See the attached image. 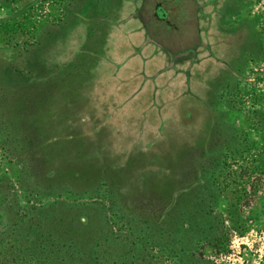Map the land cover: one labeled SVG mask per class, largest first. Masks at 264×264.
<instances>
[{"label": "rangeland", "instance_id": "obj_1", "mask_svg": "<svg viewBox=\"0 0 264 264\" xmlns=\"http://www.w3.org/2000/svg\"><path fill=\"white\" fill-rule=\"evenodd\" d=\"M30 235L264 264V0H0V245Z\"/></svg>", "mask_w": 264, "mask_h": 264}, {"label": "trees", "instance_id": "obj_2", "mask_svg": "<svg viewBox=\"0 0 264 264\" xmlns=\"http://www.w3.org/2000/svg\"><path fill=\"white\" fill-rule=\"evenodd\" d=\"M30 236L25 239L26 246L18 250L20 254L16 253L14 249L6 251V245L1 244L0 264H82L85 260L86 264H97L95 256H89L88 252L86 254L77 252L76 254L74 248L81 241V238H77V241L73 238L54 248L50 243L51 238L49 236L51 235H46L42 239H39V235ZM148 257H144L139 251L112 259L109 264H149ZM185 257L190 260V264L194 263L193 255L189 254Z\"/></svg>", "mask_w": 264, "mask_h": 264}, {"label": "flooded vegetation", "instance_id": "obj_3", "mask_svg": "<svg viewBox=\"0 0 264 264\" xmlns=\"http://www.w3.org/2000/svg\"><path fill=\"white\" fill-rule=\"evenodd\" d=\"M156 7H158V5H156V6L154 7V9H155ZM154 9H153V10H154ZM166 13H167V12H166ZM192 51H193V50H192Z\"/></svg>", "mask_w": 264, "mask_h": 264}]
</instances>
